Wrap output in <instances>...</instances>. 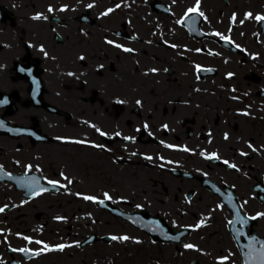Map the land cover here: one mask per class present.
I'll use <instances>...</instances> for the list:
<instances>
[{"label": "flooded vegetation", "instance_id": "1", "mask_svg": "<svg viewBox=\"0 0 264 264\" xmlns=\"http://www.w3.org/2000/svg\"><path fill=\"white\" fill-rule=\"evenodd\" d=\"M257 16L0 0V264H264Z\"/></svg>", "mask_w": 264, "mask_h": 264}, {"label": "snow or ice", "instance_id": "2", "mask_svg": "<svg viewBox=\"0 0 264 264\" xmlns=\"http://www.w3.org/2000/svg\"><path fill=\"white\" fill-rule=\"evenodd\" d=\"M51 10V9H50ZM198 11V5H197V7L196 8H192V9H189V12H197ZM200 15H203V13H200ZM249 15H251V14H249ZM36 18H39V17H36ZM256 19L257 20H264V17H260V16H257L256 17ZM217 35H219L218 33H217ZM111 43V42H110ZM126 51H130L129 49H125ZM86 199H93L92 197H86ZM0 211H3V209L2 208H0ZM261 215H264V214H261ZM112 239H118L117 237H112ZM119 239H124V240H127V239H129L127 236H125V237H122V238H119ZM37 243H39V242H37ZM61 247V250L63 249V245H61L60 246ZM185 247H187V248H192L193 247V245H186Z\"/></svg>", "mask_w": 264, "mask_h": 264}, {"label": "rangeland", "instance_id": "3", "mask_svg": "<svg viewBox=\"0 0 264 264\" xmlns=\"http://www.w3.org/2000/svg\"><path fill=\"white\" fill-rule=\"evenodd\" d=\"M74 238V237H73Z\"/></svg>", "mask_w": 264, "mask_h": 264}]
</instances>
